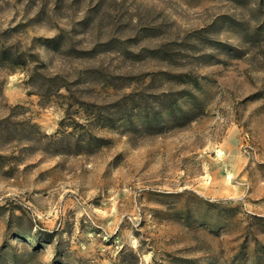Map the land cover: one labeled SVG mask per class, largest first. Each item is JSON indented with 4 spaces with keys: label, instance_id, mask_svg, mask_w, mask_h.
I'll return each mask as SVG.
<instances>
[{
    "label": "rangeland",
    "instance_id": "obj_1",
    "mask_svg": "<svg viewBox=\"0 0 264 264\" xmlns=\"http://www.w3.org/2000/svg\"><path fill=\"white\" fill-rule=\"evenodd\" d=\"M0 264H264V0H0Z\"/></svg>",
    "mask_w": 264,
    "mask_h": 264
}]
</instances>
